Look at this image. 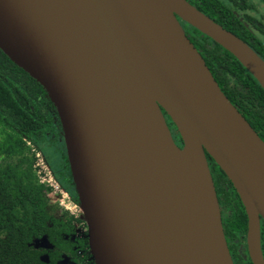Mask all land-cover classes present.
I'll return each mask as SVG.
<instances>
[{
	"label": "water",
	"instance_id": "95a60500",
	"mask_svg": "<svg viewBox=\"0 0 264 264\" xmlns=\"http://www.w3.org/2000/svg\"><path fill=\"white\" fill-rule=\"evenodd\" d=\"M179 20L264 90L258 54L186 0H0V51L54 106L94 264H234L206 155L264 264V142Z\"/></svg>",
	"mask_w": 264,
	"mask_h": 264
},
{
	"label": "trees",
	"instance_id": "16d2710c",
	"mask_svg": "<svg viewBox=\"0 0 264 264\" xmlns=\"http://www.w3.org/2000/svg\"><path fill=\"white\" fill-rule=\"evenodd\" d=\"M216 1L197 0V5L202 3L205 7L201 12L239 37L264 61V40L252 38L251 27L236 15V8L212 9L218 5ZM238 2L242 0H234V5ZM205 38L209 42L200 44L201 55L213 78L264 142V90L230 53ZM57 120L43 88L0 51V264H80L76 250L88 247L86 240L73 238L74 218L58 203H52L51 189L36 175L35 154L39 151L60 186L78 204L61 130L59 135L55 131L60 126ZM206 156L208 163L215 164ZM214 167L226 178L219 167ZM215 190L225 238L239 241L245 249L243 256L235 246L233 263L251 264L246 252L244 208L234 189L215 186ZM260 231L264 257L263 221ZM40 242L43 245L37 246Z\"/></svg>",
	"mask_w": 264,
	"mask_h": 264
},
{
	"label": "flooded vegetation",
	"instance_id": "af4514ba",
	"mask_svg": "<svg viewBox=\"0 0 264 264\" xmlns=\"http://www.w3.org/2000/svg\"><path fill=\"white\" fill-rule=\"evenodd\" d=\"M186 1L189 2L192 6H194L199 11H200V8L205 7L202 3H198L199 5H197V0H186ZM246 1L247 2L244 3L242 0V3L238 2L234 5V0H217L216 2L218 5H212L211 8L212 9H218V8L224 7V6L227 7L228 9L229 8H236L238 10L236 15L240 18V20L244 21L243 19H245L246 22L249 23V24L245 23V26L251 27V32L253 34L252 38L258 37L259 39L264 40V35L262 34V32H264V14H262L260 12L258 7H256V4L255 5L252 4L250 0H246ZM259 2L261 3L262 8H264V2H262L261 0H259ZM204 4H206V3H204ZM221 4L223 6H221ZM217 14L220 15L218 12H217ZM206 16H208V15H206ZM180 23L184 29L186 37L190 40V42L193 44V46L196 48V50L200 54H202L201 49H200V47H201L200 44L201 43L207 44L209 42L208 39H206L205 36H201L198 33H196L195 30L193 28H191L189 25L183 23L182 21H180ZM166 121H167L168 127L172 133V137H173L175 144L179 148H182V142H181V140H180V138L176 132V129L173 128L172 123L169 120V118L166 117ZM214 165L215 164H213L212 162H209V167L214 172V179H213L214 185L216 187H218L219 189H224L226 191H230V188L233 189L231 183L227 180V178H225L224 176H221L220 174L217 173ZM73 238L81 240V238H79V235L76 233L74 234ZM226 242H227L228 249L230 251V255L232 256V258H233V254L235 251V246H237L239 253L242 252V246L239 245V241H237V240L230 241L229 239H226ZM82 250H84V249L79 248L76 250L77 262H79L80 264H94L91 256L89 257L88 256L89 254H85Z\"/></svg>",
	"mask_w": 264,
	"mask_h": 264
},
{
	"label": "built area",
	"instance_id": "2783aa9c",
	"mask_svg": "<svg viewBox=\"0 0 264 264\" xmlns=\"http://www.w3.org/2000/svg\"><path fill=\"white\" fill-rule=\"evenodd\" d=\"M35 170L36 175L41 184L46 185L51 189V195L58 197V205L64 210L67 211L75 220V233L79 235L81 240H86L88 245L87 238V226L83 220V215L78 204H75L68 193L60 186L58 181L55 179L52 171L50 170L48 164L46 163L43 155L36 151L35 154ZM85 254L90 255L89 247L82 250Z\"/></svg>",
	"mask_w": 264,
	"mask_h": 264
},
{
	"label": "rangeland",
	"instance_id": "374dc122",
	"mask_svg": "<svg viewBox=\"0 0 264 264\" xmlns=\"http://www.w3.org/2000/svg\"><path fill=\"white\" fill-rule=\"evenodd\" d=\"M251 1V3L252 4H256V7H258V9L260 10V12L262 13V14H264V8H262V5H261V3L259 2V0H250ZM260 3V4H259ZM172 126H173V128H175L174 127V125L172 124ZM55 131L57 132V134L59 135V133H60V126H57V129H55ZM41 153V152H40ZM42 154V153H41ZM43 155V154H42ZM43 157H44V155H43ZM44 159H45V157H44ZM45 161H46V159H45ZM46 163L48 164V162L46 161ZM48 166H49V164H48ZM49 168H50V166H49ZM51 170V169H50ZM52 171V170H51ZM54 175V174H53ZM55 177V176H54ZM51 197V201H52V203H57L58 202V197L57 196H53V195H51L50 196ZM73 201V200H72ZM74 202V201H73ZM59 203V202H58ZM75 204H76V202H74ZM43 245V243L42 242H40V243H38L37 244V246H42ZM244 249V246H243V248H242V250ZM242 253V255L244 256V255H246L245 254V249L241 252ZM62 264H70V262H64V263H62Z\"/></svg>",
	"mask_w": 264,
	"mask_h": 264
}]
</instances>
